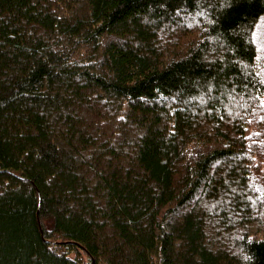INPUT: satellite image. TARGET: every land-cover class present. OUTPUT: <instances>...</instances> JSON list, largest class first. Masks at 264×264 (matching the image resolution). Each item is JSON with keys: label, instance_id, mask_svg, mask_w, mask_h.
Wrapping results in <instances>:
<instances>
[{"label": "trees", "instance_id": "16d2710c", "mask_svg": "<svg viewBox=\"0 0 264 264\" xmlns=\"http://www.w3.org/2000/svg\"><path fill=\"white\" fill-rule=\"evenodd\" d=\"M262 28L264 0H0V264H264Z\"/></svg>", "mask_w": 264, "mask_h": 264}, {"label": "rangeland", "instance_id": "374dc122", "mask_svg": "<svg viewBox=\"0 0 264 264\" xmlns=\"http://www.w3.org/2000/svg\"><path fill=\"white\" fill-rule=\"evenodd\" d=\"M263 25V24H262ZM264 30L263 28L260 30V33L258 34V39H260V44L262 41V45H264V36H263Z\"/></svg>", "mask_w": 264, "mask_h": 264}]
</instances>
